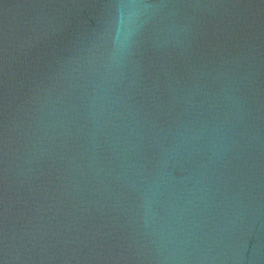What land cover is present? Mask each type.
<instances>
[{"label":"water","instance_id":"95a60500","mask_svg":"<svg viewBox=\"0 0 264 264\" xmlns=\"http://www.w3.org/2000/svg\"><path fill=\"white\" fill-rule=\"evenodd\" d=\"M113 0H0V264H264V0H157L106 111L91 107ZM204 140L167 160L185 126ZM164 173V249L137 173Z\"/></svg>","mask_w":264,"mask_h":264},{"label":"clouds","instance_id":"9594fccd","mask_svg":"<svg viewBox=\"0 0 264 264\" xmlns=\"http://www.w3.org/2000/svg\"><path fill=\"white\" fill-rule=\"evenodd\" d=\"M167 7L157 0H113L108 19L98 36L97 47L101 56L96 70L98 79L94 83L91 97V107L95 110L94 116H100L106 111L109 88L121 75L146 24L157 18L164 19L160 43L167 44L170 41L181 43L179 37L185 32V26L169 18L174 14L163 12ZM201 140L207 143L209 152L215 154L218 145L215 143L210 126H185L177 133L175 143L164 150L162 167L166 165L167 160L179 155L181 151H189L196 142ZM163 183V171H158L151 176L137 173L132 181V185L139 192L137 206L139 223L144 232L151 236L161 249L175 242L178 234L177 225L181 222L183 215V206L176 203H169L164 214L158 210L163 206L160 199L163 195Z\"/></svg>","mask_w":264,"mask_h":264}]
</instances>
